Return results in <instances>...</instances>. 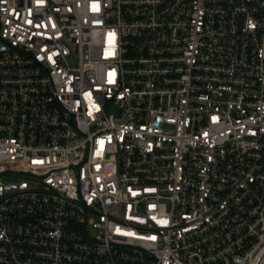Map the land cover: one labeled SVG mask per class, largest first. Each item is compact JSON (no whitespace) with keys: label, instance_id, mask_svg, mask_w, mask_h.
Instances as JSON below:
<instances>
[{"label":"built area","instance_id":"1","mask_svg":"<svg viewBox=\"0 0 264 264\" xmlns=\"http://www.w3.org/2000/svg\"><path fill=\"white\" fill-rule=\"evenodd\" d=\"M0 264H264V0H0Z\"/></svg>","mask_w":264,"mask_h":264},{"label":"rangeland","instance_id":"2","mask_svg":"<svg viewBox=\"0 0 264 264\" xmlns=\"http://www.w3.org/2000/svg\"><path fill=\"white\" fill-rule=\"evenodd\" d=\"M112 110L115 111V108H113Z\"/></svg>","mask_w":264,"mask_h":264}]
</instances>
